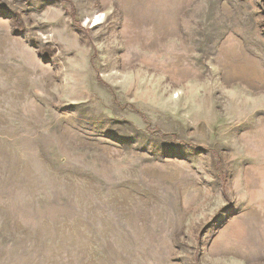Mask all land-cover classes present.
Segmentation results:
<instances>
[{
  "label": "rangeland",
  "instance_id": "1",
  "mask_svg": "<svg viewBox=\"0 0 264 264\" xmlns=\"http://www.w3.org/2000/svg\"><path fill=\"white\" fill-rule=\"evenodd\" d=\"M0 264H264V0H0Z\"/></svg>",
  "mask_w": 264,
  "mask_h": 264
}]
</instances>
